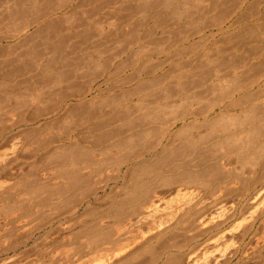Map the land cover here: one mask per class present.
Wrapping results in <instances>:
<instances>
[{
  "label": "rangeland",
  "instance_id": "rangeland-1",
  "mask_svg": "<svg viewBox=\"0 0 264 264\" xmlns=\"http://www.w3.org/2000/svg\"><path fill=\"white\" fill-rule=\"evenodd\" d=\"M56 83H66L58 85L63 91ZM34 87H41L42 100ZM0 89V134L5 133L0 154L20 148L19 161L0 177L9 183L0 193V210L3 196L26 181L67 186L69 178L58 179L56 173L68 174L72 166H57L54 155H66L79 136L95 142L89 156L93 162L76 166L82 185L66 196L60 209L43 210V217L35 214L31 228L16 229L0 219L2 251L46 225L34 232L39 244L21 243L16 252L1 255L0 264H264V195L250 194L252 183H264V170L251 168L252 155L257 166L260 141L248 136L252 121L264 123V0H0ZM41 89H53V96L56 90L65 94H56L52 105L53 96L41 94ZM21 92L37 93L32 100L45 104L34 106L30 94L26 98ZM47 101L59 111L43 107ZM171 101H179L178 115L188 110L199 118L191 117L189 128L179 124L168 135L170 115L177 108L167 113L162 109L156 118L154 107ZM181 102L189 108H181ZM150 108L156 114L148 113ZM38 113L42 117L36 120ZM197 127L215 147L207 137L212 147L205 141L192 155L182 134L186 129L196 133ZM138 131L144 136L135 137ZM127 132L136 147L127 152L114 145L110 150L111 143L128 139ZM216 134L238 139V150ZM179 146L185 149L178 151ZM201 152H206L202 161ZM198 159L210 161L203 165ZM175 163L180 173L195 170L194 179L165 184ZM218 237L222 240L215 243ZM209 255L217 256L218 263H208Z\"/></svg>",
  "mask_w": 264,
  "mask_h": 264
},
{
  "label": "bare ground",
  "instance_id": "bare-ground-1",
  "mask_svg": "<svg viewBox=\"0 0 264 264\" xmlns=\"http://www.w3.org/2000/svg\"><path fill=\"white\" fill-rule=\"evenodd\" d=\"M12 63H14V62H12ZM11 66V65H10ZM20 68V67H19ZM30 68V67H29ZM27 69H28V66H27ZM26 69V70H27ZM31 69V68H30ZM20 70V69H19ZM8 71V70H7ZM18 71V70H17ZM23 71V70H22ZM24 71H25V69H24ZM23 71V72H24ZM33 71V70H32ZM47 71V70H46ZM50 71V70H49ZM53 71V70H52ZM10 72H11V70H10ZM10 72H8V73H10ZM14 72V73H13ZM20 72H21V70H20ZM23 72H21V73H23ZM12 76L13 77H15L14 76V74H15V70L14 71H12ZM45 73V72H44ZM6 74V73H5ZM11 74V73H10ZM16 74H18V73H16ZM15 74V75H16ZM21 75V74H20ZM23 75H25V74H23ZM7 76H8V74H7ZM36 76V75H35ZM38 76V75H37ZM52 76V75H51ZM54 76H56V74H54ZM60 76V75H59ZM65 76V75H64ZM67 76H69V74L67 75ZM73 76V75H72ZM76 76V75H75ZM49 77H50V75H49ZM8 78H12L11 76H9ZM29 78V77H28ZM27 78V79H28ZM59 78V77H58ZM57 78V80H59L60 81V79H58ZM61 78H62V75H61ZM63 78H65V77H63ZM62 78V79H63ZM72 78V77H71ZM80 78V77H79ZM4 79H5V77H4ZM81 79V78H80ZM5 80H7V77H6V79ZM11 80V79H10ZM9 80V81H10ZM18 80V79H17ZM24 80V79H23ZM31 80V79H30ZM39 80H41V79H39ZM49 80H51V79H49ZM55 80V79H54ZM54 80H53V82H54ZM25 81V80H24ZM33 81V80H32ZM41 81H43V80H41ZM40 81V82H41ZM58 81V82H59ZM52 82V81H51ZM55 82H57L56 80H55ZM64 82H66V80L64 81ZM73 82V81H72ZM77 82V81H76ZM79 82V81H78ZM16 83V82H15ZM14 83V84H15ZM18 83V82H17ZM74 83V82H73ZM5 84V83H4ZM14 84H13V86H14ZM23 84V83H22ZM26 84H28L27 82H25L23 85H26ZM43 84V83H42ZM45 84V83H44ZM57 84V83H56ZM62 85L63 86V84L64 83H58L57 84V86L58 85ZM66 84V83H65ZM64 84V85H65ZM70 84V83H69ZM6 85V84H5ZM10 85V84H9ZM17 85V87H19L20 85H21V83L20 84H16ZM16 85H15V88H17L16 87ZM30 85V84H29ZM49 85V84H48ZM53 85V84H52ZM68 85V84H67ZM72 85V84H71ZM70 85V86H71ZM3 86V85H2ZM8 86V85H7ZM7 86H5V87H7ZM13 86H9V88L8 89H10L11 90V87H12V89H14L13 88ZM40 86V85H39ZM55 86V85H54ZM62 86H60V87H62ZM73 86V85H72ZM28 87V86H27ZM31 87V86H30ZM49 87V86H48ZM48 87H45V88H48ZM51 87V86H50ZM53 87V86H52ZM56 87V86H55ZM55 87H53V89H56ZM59 87V86H58ZM60 87H59V89H60ZM74 87V86H73ZM3 88V87H2ZM35 88V87H34ZM39 89L41 88V87H38ZM42 88H43V86H42ZM32 90L33 89V87L32 88H29V90ZM37 88H35L34 90H33V92H36L37 90H36ZM38 89V91H37V93H39V90ZM53 89H52V92H53ZM62 89V91H63V89H64V87H62L61 88ZM68 89H71V88H69V86H68ZM1 90V89H0ZM17 90V89H16ZM25 90H27V89H25ZM43 89H41V91H42ZM78 90V89H77ZM2 91V90H1ZM22 91H24V90H22ZM44 91V90H43ZM49 90H46V91H44V92H42L41 94H43V93H45V92H48ZM60 91V90H59ZM58 90H56V92H55V95L53 96V94H51L52 92L51 91H49L50 92V94L53 96H51L50 95V97H52V98H50V99H48V97H47V100H49V101H51V99L52 100H54L53 102H51V104L53 105L54 104V102H56V101H58V100H56L55 101V99H54V97H57V95L59 96L60 94L62 95V93H64V92H60V94H57V92H59ZM67 91V90H66ZM72 91H75V90H72ZM6 92V91H5ZM12 92V91H11ZM14 92V91H13ZM30 92H32V91H30ZM32 92V93H33ZM69 92V91H68ZM67 92V93H68ZM80 92V91H79ZM22 93V92H21ZM32 93H26L27 95H25L24 93H22L23 94V97L24 96H26V98L28 97V95H29V97L28 98H30L31 99V103H32ZM37 93H34V95L33 96H36L37 95ZM73 93V92H72ZM77 93V92H76ZM1 94V93H0ZM15 94V93H14ZM46 95L48 94V93H45ZM57 94V95H56ZM65 94V93H64ZM63 94V95H64ZM88 94V93H87ZM46 95H44V96H46ZM49 95V94H48ZM60 95V96H61ZM67 95V94H66ZM66 95H64V97H66ZM70 95V94H69ZM68 95V96H69ZM5 96V95H4ZM14 96V95H13ZM22 96V95H21ZM20 96V97H21ZM31 96V97H30ZM38 96H41V98H38L37 96V99H40V100H42L43 98H42V95H40V93L38 94ZM59 96V97H60ZM16 97V96H15ZM58 97V98H59ZM62 97V96H61ZM70 97V96H69ZM69 97H67L68 99H69ZM4 98V97H3ZM18 98V97H17ZM72 98V96L70 97V99ZM74 99H75V97H73ZM199 97H197L196 99H198ZM200 98H202V97H200ZM23 99V98H22ZM30 99H29V101H30ZM33 99H34V97H33ZM36 98H35V100H37ZM59 99H61V98H59ZM65 98H63V100H64ZM69 99V100H70ZM76 101H78V98L76 97ZM81 99V98H80ZM195 99V98H194ZM196 99H195V101H196ZM5 100V99H4ZM28 100V99H27ZM40 100H38V101H33V105L35 104V103H37L38 105L40 104V106H41V103H42V101H40ZM62 100V99H61ZM67 100V99H66ZM72 100V99H71ZM25 102L24 103V105L26 106V104H27V107H28V105H29V103L30 102ZM46 101V100H45ZM45 101H43V103L42 104H45ZM194 101V103H199V101L197 100L196 102ZM5 102V101H4ZM19 102V101H18ZM63 102H65V101H63ZM145 102V101H144ZM193 102V101H192ZM204 102V101H203ZM19 103H21V102H19ZM18 103V104H19ZM47 103H48V106L47 105H45V106H43V107H49L50 108V111H52L53 109L49 106L50 105V102H48L47 101ZM62 103V102H61ZM142 103V102H141ZM154 103V102H153ZM200 103H202L201 101H200ZM199 103V104H200ZM22 104V103H21ZM31 104V105H32ZM36 104V105H37ZM56 104V103H55ZM63 104V103H62ZM65 105H66V103H64ZM70 104V103H69ZM76 104V103H75ZM151 104V103H150ZM155 104V103H154ZM178 104H179V101H171V102H167L166 104H165V107H161V106H159V107H154L156 110H158V112H157V115H156V118L157 117H159V116H161V114H162V109H164V111H165V113H167V109L169 110V109H174V108H177V110H176V112H175V116H174V114H173V112L171 113V122H170V124H168L169 125V127L166 129V130H168L169 132L168 133H166V134H170V132H171V130H173L174 128H176V127H178V125L179 124H182V125H185V126H187L186 124H188L189 123V121H190V118L191 117H195L196 119H194L195 121H197V119L199 118L198 116H196V112L195 113H192V111H191V108H190V110L189 111H191V113L190 112H188V110H186L185 112H182L181 113V115H178L179 113H178V109H180V108H178ZM189 104V103H188ZM186 102H181L180 103V107L182 108L183 106H185V105H188ZM9 105V104H8ZM15 105V104H14ZM31 105H29V107L31 106ZM36 105H34V106H36ZM58 105V104H57ZM57 105H54V107H57V108H59V107H61L62 105H60V106H57ZM153 105V104H152ZM161 105V104H160ZM190 105V104H189ZM189 105L187 106L188 108H189ZM212 105H214L213 103H212ZM6 106V105H5ZM148 106V105H147ZM155 106V105H154ZM10 107V106H9ZM17 106H15L14 108H16ZM27 107H23V108H27ZM42 107V106H41ZM145 107V106H144ZM149 107V106H148ZM151 107V106H150ZM212 107V106H211ZM214 107V106H213ZM217 107H219V106H216V108L215 109H217ZM6 108V107H5ZM18 108V107H17ZM22 108V107H21ZM38 108H39V106H38ZM37 108V109H38ZM49 108L47 109V110H49ZM56 108V109H57ZM84 108V107H83ZM129 108V107H128ZM40 110H41V108H39ZM60 109V108H59ZM59 109L58 110H55V111H59ZM131 109V108H130ZM151 109L152 108H150L147 112L148 113H150L151 112ZM186 109V107H184V110ZM256 109V108H255ZM2 110V109H1ZM5 110V109H4ZM16 110H18V109H16ZM27 110H30V109H25V112L27 111ZM34 110H35V108H34ZM33 110V111H34ZM45 110V109H44ZM53 110V111H54ZM87 110V109H86ZM139 110V109H138ZM144 110V109H143ZM183 110V109H182ZM212 110L214 111V108H212ZM212 110H210V111H212ZM7 111V110H6ZM54 111V112H55ZM88 111V110H87ZM163 111V112H164ZM173 111H175V110H173ZM11 112H13L12 110H11ZM15 112V111H14ZM13 112V113H14ZM18 112V111H17ZM23 112V111H22ZM24 112V113H25ZM42 112H43V109H42ZM41 112V113H42ZM45 112H46V114L47 113H49V111L47 112V111H44V114H45ZM91 112V111H90ZM90 112H88V113H90ZM113 112V111H112ZM33 113V112H32ZM41 113H40V116H39V113H38V115H35V117L34 118H36V116H39V117H37L36 118V120L38 119V118H41L42 117V115H41ZM57 113V112H56ZM87 113V114H88ZM131 113V112H130ZM147 113V114H148ZM255 113V112H254ZM34 114V113H33ZM32 114V115H33ZM45 114V115H46ZM52 114H54V113H52ZM51 114V115H52ZM151 114L153 115V114H156V113H153V112H151ZM169 114H170V112L168 113V114H166L167 116H169ZM172 114H173V116H174V118H172ZM202 115H203V113H201ZM256 114V113H255ZM14 115V114H13ZM15 115H16V113H15ZM14 115V116H15ZM31 115V116H32ZM44 115V116H45ZM49 115V114H48ZM57 115V114H56ZM117 115V114H116ZM119 115V114H118ZM129 115V114H128ZM140 115V114H139ZM197 115H199V114H197ZM202 115H201V117H202ZM23 116H24V114H23ZM98 116V115H97ZM120 116V115H119ZM131 116V115H130ZM129 116V117H130ZM141 116V115H140ZM146 116V115H145ZM149 115H147V117H148ZM200 116V115H199ZM22 117V116H21ZM45 117H47V116H45ZM54 117V116H53ZM163 117V116H162ZM204 117V116H203ZM206 117V116H205ZM12 118V117H11ZM20 118V117H19ZM60 118V117H59ZM92 119H93V116L91 117ZM114 118V117H113ZM155 118V117H154ZM155 118V119H156ZM168 118V117H167ZM1 119V118H0ZM27 119V118H26ZM25 119V120H26ZM31 119V118H30ZM43 119V118H42ZM49 119V118H48ZM91 119V120H92ZM117 119V118H116ZM127 119H128V117H127ZM146 119V118H145ZM155 119H154V121H155ZM161 119V118H160ZM169 119V118H168ZM173 119V120H172ZM24 120V121H25ZM45 120V119H44ZM143 120V119H142ZM152 120V119H151ZM159 120V118L158 119H156V121H158ZM162 120V119H161ZM161 120H159V123H161L162 121ZM206 120V119H205ZM31 121V120H30ZM35 120H32L31 122H34ZM43 121V120H42ZM51 121V120H50ZM96 121V120H95ZM116 121V120H115ZM120 121V120H119ZM119 121H117L118 122V124H119ZM128 121V120H127ZM146 121V120H145ZM148 121V120H147ZM150 121V120H149ZM155 121V122H156ZM161 121V122H160ZM163 121H167L166 119L165 120H163ZM169 121V120H168ZM16 122V121H15ZM19 122V121H18ZM17 122V123H18ZM20 122H21V119H20ZM23 122V121H22ZM39 122H40V120H39ZM103 122V121H102ZM129 122V121H128ZM25 123V122H24ZM44 123V122H43ZM48 123V122H47ZM58 123V122H57ZM57 123H55V124H57ZM125 123V122H124ZM136 123V122H135ZM196 123H199V125H200V121L199 122H196ZM26 124H27V122H26ZM54 124V125H55ZM98 124V123H97ZM102 124V123H101ZM104 124V123H103ZM166 124V123H165ZM16 125H18V124H16ZM35 125V124H34ZM95 125V124H94ZM106 125V124H105ZM105 125H104V127H105ZM113 125H115V123H113ZM112 125V126H113ZM133 125V124H132ZM13 126L15 127V124L14 125H12V127H11V129L13 128ZM45 126V125H44ZM110 126V125H109ZM17 127V126H16ZM22 127V126H21ZM132 127V126H131ZM134 127V126H133ZM144 127V126H143ZM184 127V126H183ZM188 128H189V126H187ZM186 127V128H187ZM119 128V127H118ZM185 128V129H186ZM190 128H191V126H190ZM201 127H197V132L196 133H192V131L191 130H189L190 132H188V129H186L187 130V132H184L185 134H182V136H184L185 137V135L187 136L185 139H184V141H185V143H186V149H185V147L183 148V149H185V150H187V152H192L193 154L192 155H194V153L196 154V153H199V151H200V149L202 148V145L205 143V141H206V138L208 137V138H210V135H208V134H205V133H202V132H200V131H198L199 129H200ZM96 129V128H95ZM164 129V130H165ZM184 129V130H185ZM192 129V128H191ZM6 130V129H5ZM5 130H4V132H5ZM99 130V129H98ZM103 130V129H102ZM185 130V131H186ZM195 130H196V128H195ZM7 131V130H6ZM113 131V130H112ZM160 131H163V130H161L160 129ZM214 131H216V130H214ZM228 131V130H227ZM226 131V132H227ZM92 132V131H91ZM132 132H135V130H133ZM167 132V131H166ZM182 132V133H183ZM213 131H211V133H212ZM90 133V132H89ZM95 133V132H94ZM100 133V132H99ZM112 133V132H111ZM154 133H159V130H155V132ZM180 133H181V131H180ZM180 133H178L179 135H181ZM215 132H213L212 134H211V137L213 136V134H214ZM224 133V130L222 131V134ZM4 134L5 133H2V134H0V141L4 138ZM87 134V133H86ZM96 134V133H95ZM98 134V133H97ZM109 134V133H108ZM118 134V133H117ZM127 134V136H128V139H127V137H124V138H122V140H120L119 142H116V143H111L110 145H108L109 147H111L110 148V150L111 149H113L114 148V145H116V146H119V147H123L124 149H127V152H128V149H132V145L135 143V142H137V141H135L136 139L135 138H131L130 137V139H129V134H128V132L126 133ZM131 134V133H130ZM135 134V133H134ZM133 134V135H134ZM144 134V131H138L134 136L136 137V135H137V138H139V137H141V136H144L143 135ZM225 134V133H224ZM223 134V135H224ZM228 134V133H227ZM175 135H177V134H175ZM223 135H220V136H218V134H216V137L218 136L219 137V139L218 140H224L225 138V140H227L228 142H225L227 145H229V147H231V146H233V149H235V151H237L238 150V139H236V138H234V139H236V140H234V139H232V135L231 136H228V135H225V136H223ZM69 136V135H68ZM117 136V135H116ZM256 136H258V135H256ZM112 137V136H111ZM163 137L164 138H166V135L164 134L163 136H162V138L161 139H163ZM168 137V136H167ZM175 137V136H174ZM235 137V136H234ZM253 137H254V135H253ZM73 138V137H72ZM71 138V139H72ZM75 138V137H74ZM77 138V137H76ZM75 138V139H76ZM94 138H98V136L96 137H94ZM102 138H104V137H102ZM101 138V139H102ZM116 138V137H115ZM121 138V137H120ZM171 138H172V136H171ZM182 138V137H181ZM208 138H207V140H208ZM215 138V135L213 136V139ZM256 138H260V137H256ZM70 139V138H69ZM83 139V140H82ZM91 140V137L90 138H88V137H80L79 136V138H77V140L76 141H74L72 144H70L69 146H71V148H70V151H68V153L65 155L64 154V156H60L59 154H55L54 155V158H53V161L57 164L58 163V165L57 166H59V164L61 165V166H66V165H70V166H72V168H69V169H71V171L70 172H68V174H66V172L64 173V170H60V171H58L57 173H56V177L58 178V179H63L64 177H67V180H68V178H69V180H70V182L68 183V185L66 186H62V187H57V186H53V185H35L33 182H30V181H26V182H24V183H22L21 185H19L17 188L16 187H13L10 191H8L4 196H3V199H4V201H5V205H3L2 207H1V210H0V219L5 223V224H11V225H16L15 226V228L16 229H25V228H31L30 226H31V224H32V222H33V219H34V216H35V214H39L41 211H43V210H46V211H48L49 213L50 212H53V210H57L60 206H62V205H64V201H65V198H66V196H68L71 192H73V194L75 195V191L74 190H76V188L78 187V185H79V179H78V175H77V173H76V166H81V165H87V164H89L91 161L93 162V159L92 160H90L91 159V157H89L90 156V154H91V152H92V150L94 151V143H93V141L94 140H92V141H90ZM100 139V138H99ZM212 138H210V141H212L211 143L213 144V146H214V140H211ZM255 139V138H254ZM68 140V139H67ZM97 140V139H96ZM131 140L133 141V142H131ZM140 140V139H139ZM175 140V139H174ZM60 141V140H59ZM109 141H111V140H109ZM169 141V140H168ZM168 141H166V142H168ZM170 141H172L171 139H170ZM209 141V140H208ZM208 141H206L207 143H208ZM209 141V142H210ZM217 141V140H216ZM97 142V141H96ZM180 142H181V140H180ZM183 142V141H182ZM223 142V141H222ZM230 142V143H229ZM252 142V141H251ZM254 142V141H253ZM69 143V142H68ZM174 143H175V141H174ZM179 143V142H178ZM216 143V142H215ZM50 144L51 143H49V144H44V147H43V150H48L49 148H50ZM52 144L54 145V144H56V143H53V141H52ZM103 144V143H102ZM140 144H142V142L140 143ZM173 144V143H172ZM180 144H182V143H180ZM210 143H208V146H211V145H209ZM217 144V145H216ZM215 145H216V147L218 146V148H219V145H218V143H216ZM223 144V143H222ZM221 143H220V145H222ZM262 144V143H261ZM135 145V144H134ZM137 145H138V143H137ZM162 145V144H161ZM185 145V144H184ZM207 145V144H206ZM206 145H204V146H206ZM264 145V142H263V144H262V146ZM23 146V145H22ZM43 146V145H42ZM41 146V147H42ZM68 146V145H67ZM97 146V145H96ZM95 146V147H96ZM101 146V145H100ZM107 146V147H108ZM146 146V145H145ZM173 146H177V145H173ZM181 146H183V145H181ZM108 147V148H109ZM113 147V148H112ZM135 147H136V145H135ZM168 147H170V146H168ZM167 147V148H168ZM201 147V148H200ZM207 147V146H206ZM212 147V146H211ZM215 147V146H214ZM223 147V146H222ZM12 148V147H11ZM115 148H118V147H115ZM123 148H119V149H122V150H124ZM138 148V147H137ZM141 148H142V146H141ZM147 148V147H146ZM156 148V147H155ZM176 148V147H175ZM181 147L179 146V148L177 147L176 149H178V151H179V149H180ZM200 148V149H199ZM224 148V147H223ZM18 149H20L19 147L17 148V147H14V148H12L11 150H7V151H3V152H1V154H0V177L7 171V170H9L16 162H18L19 161V159H20V157L18 156L17 157V154H18ZM72 149V150H71ZM169 149H171V148H169ZM175 149V150H176ZM182 149V148H181ZM180 149V150H181ZM182 149V150H183ZM206 149V148H205ZM227 149V148H226ZM100 151H101V149H99ZM115 150V149H114ZM122 150H120V151H122ZM172 150V149H171ZM2 151V150H1ZM28 151V150H27ZM103 151V150H102ZM125 152H126V150H124ZM156 151V150H155ZM169 151V150H168ZM173 151V150H172ZM171 151V154H173L175 151H173L172 152ZM177 151V150H176ZM212 151L213 150H211L210 149V153H212ZM206 152H207V150H206ZM205 152V153H206ZM216 152V151H215ZM65 153V152H64ZM203 153L204 152H201V155H199L200 157L203 155ZM204 153V154H205ZM208 154H210L209 153V151L207 152ZM238 153V152H237ZM20 154V153H19ZM130 154V153H129ZM175 154V153H174ZM173 154V155H174ZM208 154H206V155H208ZM216 154H218V153H216ZM179 155H181V154H179ZM179 155L177 154V156L179 157ZM190 156H192L191 154H189ZM188 154H187V156H189ZM197 155V154H196ZM195 155V156H196ZM222 155V154H221ZM221 155H218V156H221ZM171 156V155H170ZM177 156H175L174 158H175V160L176 159H178V158H176ZM189 156V157H190ZM210 156H211V154H210ZM186 157V156H185ZM200 157H199V159H200ZM209 157V156H208ZM214 155H213V160H214ZM52 158V157H51ZM130 158H132V157H130ZM192 158H194L195 160H196V158L195 157H192ZM202 158H204L203 156L201 157V161H202ZM216 158V157H215ZM221 158V157H220ZM223 158V157H222ZM124 159V158H123ZM126 159H128V158H126ZM173 159V158H172ZM180 159V158H179ZM178 159V160H179ZM198 159V161L200 162V160ZM210 159V158H209ZM95 160V159H94ZM125 160V159H124ZM130 161V163H131V161H132V159H129ZM135 160H137L136 159V157H135ZM190 160V159H189ZM221 160V159H220ZM52 161V160H51ZM96 161V160H95ZM123 161V160H122ZM174 161V160H173ZM180 161H182L181 159H180ZM179 161V162H180ZM194 161V160H193ZM210 160H205V162H209ZM91 162V163H92ZM175 162V161H174ZM191 162H192V159H191ZM197 161H195V163H196ZM205 162H202L203 163V165H204V163ZM221 163V162H223V161H217L216 162V164H218V165H220L219 163ZM170 163V162H169ZM177 163H178V161H177ZM177 163H175L176 165H172L171 164V166H170V168L169 169H171L170 171H171V174L170 175H168L170 178H166V180H165V184H167V183H170V182H188V181H191L192 179H194V177L195 176H193L194 175V171L195 170H193L192 172H187V171H183V172H181L180 173V171H179V168L177 167ZM188 163H190V161L188 162ZM187 163V164H188ZM194 163V164H195ZM201 162L199 163V164H202ZM124 164V163H123ZM128 164V163H127ZM206 164V163H205ZM216 164L214 163V164H212V166L213 165H215L216 166ZM161 165V164H160ZM180 165H182L181 163H180ZM184 165H186V164H184ZM210 166H211V163L209 164ZM88 166V165H87ZM192 166H194L193 164H192ZM214 166V167H215ZM161 167H162V165H161ZM160 167V168H161ZM166 167V166H165ZM167 167H169V166H167ZM182 167V166H181ZM186 167V166H185ZM213 167V168H214ZM220 167H221V165H220ZM220 167H219V169H220ZM61 168V167H60ZM158 168V167H157ZM187 168V167H186ZM198 168V167H197ZM201 168V167H200ZM63 169V168H62ZM190 169V168H189ZM204 169V168H203ZM217 169V168H216ZM128 170H129V168H128ZM183 170H184V167H183ZM191 171V170H190ZM160 172V171H159ZM197 172H198V170H197ZM208 173V172H207ZM134 174V173H133ZM160 174V173H159ZM164 174H166L165 172H164ZM203 174V173H202ZM201 174V175H202ZM204 174H206V173H204ZM222 174V173H221ZM221 174H220V176H221ZM161 175V174H160ZM198 175H200V174H198ZM198 175H196V176H198ZM217 175V174H216ZM224 175V174H223ZM163 176V175H162ZM225 176V175H224ZM143 177V176H142ZM211 177V176H210ZM223 177V176H222ZM79 178H80V176H79ZM164 178V177H163ZM162 178V179H163ZM219 178H221V177H219ZM226 178V177H225ZM124 179V178H123ZM212 179V178H211ZM215 179V178H214ZM224 179V178H223ZM66 180V181H67ZM68 180V181H69ZM86 180V179H85ZM160 180V179H159ZM208 180H209V178H208ZM216 180V179H215ZM220 180V179H219ZM82 181H84V179L82 180ZM139 181V180H138ZM156 181V180H155ZM137 183V182H136ZM80 184H81V182H80ZM145 184V183H144ZM172 184V183H171ZM180 184V183H179ZM82 185V184H81ZM81 185H79V186H81ZM139 186V185H138ZM7 187H9V183H7V181L5 182V181H1L0 180V193L2 192V191H5V189L7 188ZM135 187V186H134ZM133 187V188H134ZM143 187V186H142ZM82 188V187H81ZM80 189V188H79ZM149 191V190H148ZM138 192V191H137ZM136 192V193H137ZM177 192H179L178 190H177ZM72 194V195H73ZM171 194H173V192H171ZM74 197H76V196H74ZM68 198V197H67ZM67 201V200H66ZM70 202V201H69ZM153 207V206H152ZM60 209V208H59ZM157 209V208H156ZM153 210V209H152ZM151 210V211H152ZM156 211V210H155ZM41 213H43V212H41ZM56 213V212H55ZM44 214H45V212H44ZM57 214V213H56ZM59 214V213H58ZM40 216H44L43 214H39V217ZM54 217V216H53ZM56 219H59V217H57ZM56 219H54V220H56ZM50 223H51V221H50ZM14 225H13V227H14ZM30 225V226H29ZM49 225V224H48ZM29 226V227H28ZM36 230L34 231V232H40V231H43V230H45L46 229V225H41L38 229L37 228H35ZM27 230V229H26ZM27 231H29V230H27ZM32 232H33V230H32ZM31 231H30V233H32ZM32 233V234H29V237L27 236V239H25L24 240V243L23 242H21L23 245H26V247H27V245L30 243V242H32V241H35L36 243L40 240V238H37L36 237V233ZM223 236V235H222ZM221 237V236H220ZM218 237V239H216V241L215 240H213V241H215V243L217 242V240H219V239H221V238H223V237ZM222 240V239H221ZM212 241V243H214ZM220 241V240H219ZM19 243H20V241H19ZM20 243V245H22ZM16 244H18V243H16ZM37 244H39V243H37ZM7 245V244H6ZM13 245H15V243L13 244ZM20 245H15V246H10V247H8L7 248V246H6V249L4 250L3 249V251L2 250H0V256L1 255H7V254H10L11 252H16L21 246ZM4 246V245H3ZM217 246V245H216ZM1 248V247H0ZM3 248V247H2ZM169 248H172V246L171 247H169ZM219 248H221L220 246H219ZM152 249V248H151ZM168 248H166V250H167ZM225 249H228L227 251H228V253H229V248H225ZM147 250H149V249H147ZM218 250H220V249H218ZM224 250V249H223ZM217 251V250H216ZM227 251H225V252H227ZM220 253H221V251H219ZM218 252V253H219ZM222 252H224V251H222ZM58 254V253H57ZM61 254V253H60ZM215 254V253H214ZM223 254V253H222ZM227 254V253H226ZM59 255V254H58ZM211 255V254H210ZM209 255V256H210ZM216 255V254H215ZM15 256V255H14ZM221 256V255H220ZM216 257L217 256H210L209 257V261H208V263L209 262H214V260L218 263V257H217V259H216ZM225 256L223 255V258H224ZM228 257V256H227ZM208 258V257H207ZM223 258H219L220 260L222 259L223 260ZM15 260V259H14ZM131 260V259H130ZM178 260H179V258H178ZM208 260V259H207ZM219 260V261H220ZM6 261V260H5ZM207 262V261H206ZM4 263V262H3ZM9 263V262H8ZM9 264H11V263H9Z\"/></svg>",
  "mask_w": 264,
  "mask_h": 264
},
{
  "label": "crops",
  "instance_id": "crops-1",
  "mask_svg": "<svg viewBox=\"0 0 264 264\" xmlns=\"http://www.w3.org/2000/svg\"><path fill=\"white\" fill-rule=\"evenodd\" d=\"M235 40H236V46H235V66H238V29H236L235 33ZM264 123H253L251 124V129L249 131L248 136H250L252 139L255 137L258 138L260 142H258V156L256 159L257 166L255 167V161L253 160L254 157L252 155V161H251V168H257L258 170H264V145L262 146L264 141H261V138L264 137ZM254 135V137H253ZM258 135V136H256ZM262 143V144H261ZM257 195H264V183H259L257 187H255L254 183L251 185L250 194L251 196L256 194ZM252 200V198L250 199Z\"/></svg>",
  "mask_w": 264,
  "mask_h": 264
}]
</instances>
